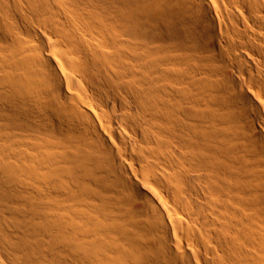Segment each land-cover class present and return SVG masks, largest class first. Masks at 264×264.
Listing matches in <instances>:
<instances>
[{
    "label": "bare ground",
    "instance_id": "obj_1",
    "mask_svg": "<svg viewBox=\"0 0 264 264\" xmlns=\"http://www.w3.org/2000/svg\"><path fill=\"white\" fill-rule=\"evenodd\" d=\"M12 127L0 264H264V0H0Z\"/></svg>",
    "mask_w": 264,
    "mask_h": 264
},
{
    "label": "rangeland",
    "instance_id": "obj_2",
    "mask_svg": "<svg viewBox=\"0 0 264 264\" xmlns=\"http://www.w3.org/2000/svg\"><path fill=\"white\" fill-rule=\"evenodd\" d=\"M72 20V19H71ZM73 20H78V21H80V23H83V20L80 18V17H78V16H75V17H73ZM82 26H83V24H82ZM14 129V130H13ZM41 129H42V127H41ZM10 130V131H9ZM4 131V133L0 130V134L1 135H3V134H6V135H4V137L5 136H8V137H10V135H11V137H10V139H9V141H8V139H7V141L12 145H14V144H22V143H26V142H29L30 141V136L29 137H26L27 136V131H25L24 132V130L23 129H21L20 127H12V129L10 128V129H8V131L6 130H3ZM8 133H9V135H8ZM13 133V134H12ZM21 133H23V134H21ZM3 137V138H4ZM21 138V139H20ZM28 138H29V140H28ZM26 140V141H25ZM3 142L4 141H2L1 140V142H0V147H3ZM19 142V143H18ZM22 142V143H21ZM17 146H19V145H15V146H13V147H17ZM0 150H1V148H0ZM7 157L9 158V159H7V158H5L4 157V160L5 161H8V162H14V159L12 158V157H10L9 155H7ZM13 159V160H12ZM21 173V172H20ZM62 185V182L60 181V180H55V181H53L52 182V186L53 187H55V188H58V187H60ZM87 190L88 191H90L91 190V188H92V184H87Z\"/></svg>",
    "mask_w": 264,
    "mask_h": 264
}]
</instances>
